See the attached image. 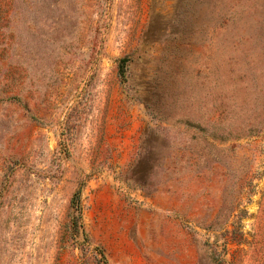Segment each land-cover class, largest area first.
<instances>
[{
  "label": "rangeland",
  "instance_id": "obj_1",
  "mask_svg": "<svg viewBox=\"0 0 264 264\" xmlns=\"http://www.w3.org/2000/svg\"><path fill=\"white\" fill-rule=\"evenodd\" d=\"M0 264H264V0H0Z\"/></svg>",
  "mask_w": 264,
  "mask_h": 264
}]
</instances>
